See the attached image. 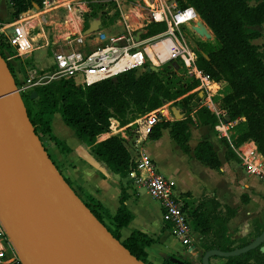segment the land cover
I'll list each match as a JSON object with an SVG mask.
<instances>
[{"label": "trees", "instance_id": "trees-1", "mask_svg": "<svg viewBox=\"0 0 264 264\" xmlns=\"http://www.w3.org/2000/svg\"><path fill=\"white\" fill-rule=\"evenodd\" d=\"M9 2L13 17L35 5L41 6L39 0ZM179 3L192 6L213 35V42L199 40L194 45L197 67L212 80L206 89L213 92L221 87H229V92L221 97V106L226 111L228 122H238L233 127L231 141L222 139L226 158L234 159L236 155L232 145L237 146L242 142L250 143L264 156V53L252 43V40L260 36V32L253 27L264 22V0H179ZM104 8V3L89 2L88 10L83 14L84 28L96 18L103 22L102 17L107 14ZM117 17L118 12L114 11L110 23H114ZM164 28L163 23H147L143 35H155ZM6 50L12 52L0 36L2 58H5ZM6 66L16 82L12 65L6 62ZM170 66L174 69L176 63L163 64L157 72L147 70L149 65H145L139 73L137 70L125 71L115 76V80L109 78L89 86L76 85L71 79H60L34 88L32 91L36 92V97L33 99L30 98L32 91L21 95V98L34 132L42 144L43 136L51 133L53 116L59 114L97 162L121 178H127L134 163L125 139L120 135H110L98 140L99 135L109 131L110 118H117L119 124L124 126L146 112L171 102L185 111L184 117L158 121L149 129L147 137L156 139L162 129L169 128L171 138L185 153L189 152V127L194 123L191 114L198 125L214 127L218 123L217 117L200 103L196 107L191 106L198 93L193 90L199 82L177 77ZM195 151L199 160L206 161L212 168L220 167L216 152L208 141H200ZM55 166L71 186L58 166ZM73 190L134 257L143 263L153 264L147 260L146 248L156 240L148 232L131 226L134 216L125 204L127 194L123 189L116 210L106 214L111 227L103 222V205L99 201L91 195L85 199L75 188ZM190 196V193L182 195V209L193 227L202 235L200 246L204 253L212 249L231 251L254 240L238 243L227 234L226 224L235 216V208L222 206L214 196L199 199ZM263 229L257 232L255 238ZM160 264L184 263L165 259ZM224 264H264V251L256 247L225 258Z\"/></svg>", "mask_w": 264, "mask_h": 264}, {"label": "built area", "instance_id": "built-area-1", "mask_svg": "<svg viewBox=\"0 0 264 264\" xmlns=\"http://www.w3.org/2000/svg\"><path fill=\"white\" fill-rule=\"evenodd\" d=\"M42 8H30L21 12L12 21L0 20V36L3 42L12 50V56L5 51V62H12L14 58H25L31 55L36 43L43 40L45 47L49 43L47 38L39 35L40 21L35 23L32 17L38 15L39 20H44L45 8L50 7L59 0H39ZM139 3L124 11L115 0L118 17L113 23L117 30L108 33L98 29L89 34H81L82 27L78 26V33H69L61 40L68 43L66 49L51 50L52 62L46 67L29 69L23 79L16 77V90L19 95H24L34 88L60 79H71L76 85L89 86L99 81L113 78L118 74L129 70H140L149 62L158 64L168 63L178 59L185 75L197 80L196 88L202 89V105L211 111L218 119L215 126L218 132H224L228 123L225 119L226 111L219 107L214 100L215 92H209L206 88L212 80L197 67L196 49L189 45L188 38L182 32V28L191 30L199 37H206L195 31L198 24L208 27L201 20L195 9L188 5L182 6L179 0H138ZM36 6V5H35ZM33 11L32 15L30 13ZM40 15V16H39ZM79 17V16H78ZM163 23L165 28L162 32L144 36V25L147 23ZM139 24V30L134 31V25ZM37 28V31H35ZM210 30V29H209ZM35 31V33H33ZM192 39V38H191ZM166 40V46L162 51L153 48L159 41ZM154 59V60H153ZM167 110L164 106L153 109L139 116L134 122L142 132L138 134L134 146L136 157L133 158L134 167L128 173L129 181L144 188L148 194L160 203L161 219L168 223L169 233L186 247L188 253L192 252V228L190 221L183 211L182 201L175 193V182L166 178L159 172L150 157L142 147V134L147 135L149 129L158 121L162 120ZM132 124V123H130ZM229 124V123H228ZM119 120L110 118L109 133L118 135ZM104 134V133H103ZM241 166L248 175L255 176L261 184L264 194V156L250 143L242 142L237 146L232 145ZM0 264H22L14 251L1 223H0Z\"/></svg>", "mask_w": 264, "mask_h": 264}, {"label": "water", "instance_id": "water-1", "mask_svg": "<svg viewBox=\"0 0 264 264\" xmlns=\"http://www.w3.org/2000/svg\"><path fill=\"white\" fill-rule=\"evenodd\" d=\"M100 24L99 19H93L83 34L98 30ZM194 29L209 37L202 29ZM147 70L157 72L159 68L149 66ZM202 96L199 91L191 106L196 107ZM35 97L32 91L30 98ZM173 115L176 120L183 118L177 109ZM0 223L22 264H146L108 231L60 174L34 132L1 56ZM263 242L264 229L240 248L206 251L201 263L209 264L211 257L227 258L256 247L263 252Z\"/></svg>", "mask_w": 264, "mask_h": 264}, {"label": "crops", "instance_id": "crops-1", "mask_svg": "<svg viewBox=\"0 0 264 264\" xmlns=\"http://www.w3.org/2000/svg\"><path fill=\"white\" fill-rule=\"evenodd\" d=\"M3 1L9 5L11 10L9 11L8 16L0 14V20L4 22H10L12 21L13 9L9 0ZM207 30L208 35L210 36L209 39L200 37V40L213 39L212 32L209 30V28H207ZM38 33L41 37L47 38L42 30V26ZM214 92L216 93L214 100L218 103L219 107H222L221 97L229 92V87H221ZM170 104L171 102L162 105L168 112L165 114L163 119L172 121L175 119V117L173 115V110L172 112L170 110ZM200 104L202 105V102ZM180 109L181 110H179V112L181 117H184L185 111H183L182 108ZM191 117L194 120V123L189 127L190 136L187 142L189 147L188 153L183 152L176 142L171 138L169 128L162 129L160 136L153 140L148 139L147 135L143 133L142 147L145 154L152 159L157 172L166 178L175 181V193L180 197V199H182V195L184 193H190V198L192 199H199L203 196H214L222 206L226 205L231 208H235L236 214L233 218L228 220L226 226L227 234L229 235L230 239L236 241L239 239L241 231H235V228L233 230L231 229L233 221L239 218V216L244 217L246 213L247 216H250L251 210H249V208L253 204H256V207H259V209H264V194L261 191L260 181L257 177L249 175L256 179V181L260 184V191L258 193H254V191L251 192L248 191V189H245L249 187L250 184L240 185L237 187L238 190L236 191L237 199L238 197L240 199L239 204L232 206L230 203H228V187L232 183L237 185V182L239 181L238 175H240V168L243 167L237 169V167L233 166V161L239 160L236 154L234 159L226 158L225 146L222 142V139L226 138L228 141H231L232 137L230 130L237 124L238 121L228 122L227 118L225 117L229 124H226L224 127V132L221 133L215 128L218 123L214 127L201 126L197 124L193 114H191ZM136 119L128 122L124 126H121L120 124L118 126L120 131L118 135H120L125 140L129 139L128 133H130V131L134 133V135H132V146L135 144V140L138 136L135 130L140 129L142 132H145L146 130L140 128V126L134 122ZM53 126L55 129H53ZM127 130L128 133L126 132ZM71 132L74 138L70 137ZM233 133L234 132H232V134ZM99 136L100 138H104L110 136V134L104 133ZM44 138L51 139L53 148L52 150L56 157H52L50 152H48V148L44 143ZM70 140H73L75 143L70 142ZM200 141H208L212 144V147L220 161L219 168H212L206 161H201L196 157L195 147ZM146 142H148V146H144ZM43 145L52 160L58 159L60 164H63V166L66 167L67 163H65V158H67L69 162L71 161L73 165H75L73 168L74 176H71V178L76 183V185L82 187L88 195L94 197L101 204H105L106 208H110L112 212H114L118 206V197L121 189L125 191L127 194L125 204L134 216L131 226L148 232V234L156 240L153 244L146 248L148 254L147 260L149 262L153 264H160L165 259H171L174 262L175 260L179 261L176 263L183 262L184 264H199L202 255L204 254V250L200 246L202 235L197 229L193 227L191 222L192 244L194 248L192 249L191 253H188L186 247L183 246L177 238L169 233L168 223L162 221L160 203L153 199L144 188L133 185L128 178H121L119 175L112 173L106 167V180L102 178L98 170L95 168V165H97L99 162H97L89 154L88 147L75 137L74 132L67 125H65L60 115L55 114L53 116L51 121V133L50 135L43 136ZM134 155L136 156L135 153ZM163 164L167 165V168L165 167L162 170L160 165ZM68 181L70 180L68 179ZM177 186L179 189H181L178 192ZM142 189L144 191H141ZM146 204H154L156 206V217L151 216L146 208ZM246 225H248V223ZM263 227L264 219L259 220L258 223H255V221L252 222V239H255L257 232ZM224 263L225 258L222 257L214 256L209 259V264Z\"/></svg>", "mask_w": 264, "mask_h": 264}, {"label": "rangeland", "instance_id": "rangeland-1", "mask_svg": "<svg viewBox=\"0 0 264 264\" xmlns=\"http://www.w3.org/2000/svg\"><path fill=\"white\" fill-rule=\"evenodd\" d=\"M119 4L120 7L124 10V11H128L130 8L136 6L139 1L138 0H116ZM89 2H99V3H104L105 4V8L104 10L106 11V15L102 17L103 22L100 18H96L99 19L101 21L100 27L99 29H103L104 31L111 33L114 32L115 30H117V26H113V23H110V17L112 16V14L114 13V11L117 10V6L115 0H59L56 1L55 3H53L50 7L45 8V15L44 16V20H39V18H42L40 15V17H38V15H34L32 17V19H35V23H38V21H40L41 26H42V30L45 33V35L48 38V41H57L56 43H49L48 47H45L43 43V40H41L40 43H36L34 46V50L32 51L31 55L25 58H14L12 59L10 62V64L13 67L14 73L16 75V77H18V79H23V77L26 75L27 71L29 69L32 68H42V67H46L49 63H51L52 60V55H51V50H61V49H66L68 43L65 41H62L61 39L63 37H66L67 34L69 33H75L77 34V28L78 26L82 27V31L81 34H83V31L86 29L84 28V22H83V14L85 13V11H87V4ZM107 4V5H106ZM33 8H37V6H34ZM42 7H39V9ZM116 9V10H115ZM11 9L9 8V5L4 2L3 0H0V14L8 16L9 11ZM33 11L30 13V15H32ZM79 16V17H78ZM15 17L12 16V20ZM92 21V20H91ZM253 29H256L260 32V36L257 39L252 40V43L256 44L258 47V50L264 53V22L259 25V26H255L253 27ZM139 30V24H135L134 25V31L137 32ZM37 31V28L36 30ZM35 31H33V33H35ZM182 32L185 34V36H189L188 41H189V45H192L194 47L195 43L197 41H199L201 38L199 36H197L196 34L192 33L191 30L187 29V28H182ZM204 35V33H202ZM207 35V34H206ZM192 38V39H191ZM210 42H213V40H208ZM161 42H158L154 47L161 49ZM7 55L12 56V52L11 51H7ZM155 61V60H154ZM156 63V62H154ZM152 62H149L147 65L149 66H155L158 68H161L163 66L162 63H158V64H154ZM170 63H176V67L174 69H172V67L170 66L169 68L172 71H175V75L177 77H181L183 79H187L188 77L185 75L183 68L180 65V61L178 59H173L170 60L168 62ZM166 65V64H164ZM142 69L137 70V73H139ZM193 91H202L201 89L197 88L194 89ZM198 96V94L196 95V97ZM202 100V99H201ZM194 101V100H193ZM201 103V102H200ZM167 104V103H165ZM177 109V110H181L177 105L174 104H170V110L172 112V110ZM59 115V114H58ZM173 117V116H172ZM174 119V117H173ZM53 129H55V127L53 126ZM128 133V130L126 131ZM232 132H234V129L232 128L230 130L231 133V137H233L234 134H232ZM129 134V139L125 140V144L126 147L128 148L131 156L134 158L136 157L134 155V146H132V139L134 133H132L130 131ZM70 137H73V134L71 132ZM69 138V137H68ZM98 140H102L105 139L104 138H100V136L98 137ZM70 139V138H69ZM68 139V140H69ZM50 141V142H49ZM51 139L48 138H44V143L46 144V147L48 148V152H50V155L53 157H56L55 154L53 153V148H52V143H51ZM70 142L75 143L73 140H70ZM148 142L145 143L144 146H148ZM53 161L55 162V164H57L58 168L60 169V171L62 172V174H64V176H66L70 181V184L73 188H75V190L80 194V196H82L83 198L86 199V197L88 196L87 192L84 191V189L82 187H79L78 185H76V183L72 180L71 176H74V172H73V168L75 167V165H73V163L65 158V163H67V167L63 166V164H60V161L58 159H53ZM233 166L240 168L242 167L240 164L239 160H234L233 161ZM167 168V165L163 164L160 165V168L163 170V168ZM95 168L98 170V172L100 173V176L102 178H104L106 180V168L103 164L98 163L97 165H95ZM238 182L237 185H235L234 183L230 184L228 187V203H230L232 206L238 205L240 202V199L236 196V191L238 190L237 187L243 184H250L249 187L245 188L248 189V191H251L254 193H258L260 191V184L256 181V179H254L253 177L247 175V173L245 172V170L243 168H240V175H238ZM174 181V180H173ZM175 182V181H174ZM181 190L179 189V187L177 186V192ZM183 190V189H182ZM141 191H144L143 189ZM143 193V192H142ZM88 198V197H87ZM103 205V222L105 225L110 226V222L107 218V213L110 214L112 213V210H110V208H106L105 204ZM146 208L148 210V212L151 214L152 217H156L157 215V210H156V206L154 204H146ZM249 210H251V214L250 216H247L245 214L244 217H240L242 219L239 220H235L232 223L231 229L233 230L235 228V231H241L239 239L236 240L238 243L241 242H245V241H250L252 239L253 233H252V222L255 221V223H258L259 220L264 219V209H259V207H256V204H253L252 206H250ZM248 223V225H246ZM130 229V228H128ZM123 239V237L121 238V240ZM199 264H202L201 261L199 262Z\"/></svg>", "mask_w": 264, "mask_h": 264}, {"label": "bare ground", "instance_id": "bare-ground-1", "mask_svg": "<svg viewBox=\"0 0 264 264\" xmlns=\"http://www.w3.org/2000/svg\"><path fill=\"white\" fill-rule=\"evenodd\" d=\"M197 27H198L199 30H201L203 26H201V24H198ZM203 28H204V27H203ZM202 30H203V29H202ZM203 31L206 32V33H208V30L205 29V28H204ZM202 33H203V32H202ZM159 42H161V45H159V46H161V49H158V48H155V47H153V48L151 47V48H149V49H155V50H158V51H162L163 48H165V46H166L167 43H166V40H164V41H159ZM153 60H154V59H153ZM154 62H156V61H154Z\"/></svg>", "mask_w": 264, "mask_h": 264}]
</instances>
